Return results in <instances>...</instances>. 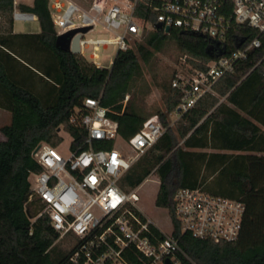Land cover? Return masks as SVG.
<instances>
[{
	"label": "trees",
	"instance_id": "trees-1",
	"mask_svg": "<svg viewBox=\"0 0 264 264\" xmlns=\"http://www.w3.org/2000/svg\"><path fill=\"white\" fill-rule=\"evenodd\" d=\"M14 7L35 14L38 32H13ZM136 14L150 22L142 42L116 51L109 67H97L79 53L55 45V29L48 0L31 4L0 0V109L11 114L0 127V264H77L69 249L56 246L59 233L46 214L35 217V201H28L30 171L40 169L31 152L41 141L56 145L57 129L77 134L69 122L74 107L85 97L98 99L129 136L150 116L157 115L163 133L126 171L121 187L128 191L151 173L159 179L154 203L174 222L173 234L181 264H264V69H251L256 57L236 63L185 111H178L181 92L170 79L158 87L164 109L147 111L134 96L123 99L147 64L170 40L193 68H204L211 57L236 46L235 36L257 34L245 24L232 23V32L220 46L199 33L171 27L156 29L146 0H138ZM234 32V33H233ZM257 56L264 53V32ZM210 48V53L206 52ZM176 113L174 126L169 114ZM77 136V135H76ZM181 140V143H180ZM226 150L237 152H226ZM200 187L210 193L241 200L245 205L236 239L213 241L181 232L175 222L173 194L177 187ZM35 217V218H34ZM64 236V237H66ZM128 264H148L131 247ZM34 263V264H35Z\"/></svg>",
	"mask_w": 264,
	"mask_h": 264
},
{
	"label": "built area",
	"instance_id": "built-area-1",
	"mask_svg": "<svg viewBox=\"0 0 264 264\" xmlns=\"http://www.w3.org/2000/svg\"><path fill=\"white\" fill-rule=\"evenodd\" d=\"M138 0H90L82 5L75 0H48L55 34L90 27L79 34V54L103 67L97 51L114 45L116 51L131 47L134 37L141 36L150 22L136 14ZM14 5L17 1L13 0ZM154 13L155 23L195 32L222 45L232 32V23L245 24L257 34L245 39L235 36L236 46L228 52L211 56L204 68L190 67L178 71L171 80L181 92L178 111L192 107L205 93L213 92L214 83L240 61L256 57L251 67L264 69V53L259 36L264 32V0H146ZM13 20H33L35 14L16 7ZM96 25L106 36L87 38ZM154 26V25H153ZM234 33V32H233ZM115 55V54H114ZM113 57L109 58L111 65ZM109 65V66H110ZM128 95H125L123 103ZM98 99L85 97L74 107L69 122L77 134L57 129L56 145L45 141L33 148L31 155L38 171H30L28 201H35V217L46 214L59 237L77 238L69 259L77 264H128L124 258L131 247L148 264H181L176 257L181 248L173 234L174 222L165 231L140 209L136 187L128 191L121 181L131 165L163 133L157 115L145 119L129 136L122 135L118 120ZM77 135V136H76ZM174 217L181 232L213 241L237 238L245 210L235 198L210 193L200 187L179 186L173 194ZM34 217V218H35Z\"/></svg>",
	"mask_w": 264,
	"mask_h": 264
},
{
	"label": "rangeland",
	"instance_id": "rangeland-1",
	"mask_svg": "<svg viewBox=\"0 0 264 264\" xmlns=\"http://www.w3.org/2000/svg\"><path fill=\"white\" fill-rule=\"evenodd\" d=\"M17 3L25 2L30 3L31 0H16ZM82 5H86L90 0H75ZM14 29L17 31H32L38 32L40 30L38 21L36 20H21L14 19ZM147 26L142 35L134 37L130 41L131 46H134L137 42H142L145 34L150 29ZM102 31L101 25H96L91 31L86 33L87 38H94L97 36H106L105 33H98ZM89 49L85 52V57L88 58ZM97 60L101 62L103 67H109V58L113 57L116 53V47L114 45H108L104 49L97 51ZM143 68L142 76L137 79L131 86L129 96H134L136 102L140 104L147 111H155L156 109H164L162 101V93L158 87V83L162 80L170 79V77L178 72L189 69L191 64L185 60V57L179 56L178 48L174 42L168 40L163 49L157 52L149 63L144 64L141 62ZM178 118V115L174 112L169 114V125L174 126V121ZM6 120V121H5ZM0 122H9L8 114L3 116L0 114ZM165 129V127L163 126ZM181 143V140H180ZM159 179L155 173H151L140 185L136 187L139 195V201L137 202L140 209L144 214L151 218L159 227L165 231L170 230L169 214L167 211L159 206H156L154 199L158 188ZM74 238V236H72ZM73 239L70 236L60 237L56 241V246L62 249H69L71 247ZM34 264L35 260H31ZM36 264V263H35Z\"/></svg>",
	"mask_w": 264,
	"mask_h": 264
},
{
	"label": "water",
	"instance_id": "water-1",
	"mask_svg": "<svg viewBox=\"0 0 264 264\" xmlns=\"http://www.w3.org/2000/svg\"><path fill=\"white\" fill-rule=\"evenodd\" d=\"M154 27L156 29H161V23L157 22L154 24ZM90 27H81V28H76V29H71L67 32L61 33L56 35L55 37V45L64 51H70L72 53H79V44H78V37L79 34H76V32H86ZM165 32L169 31V27L165 26L163 28ZM206 52L210 53V48L206 47ZM166 264H171L168 259L165 260Z\"/></svg>",
	"mask_w": 264,
	"mask_h": 264
},
{
	"label": "crops",
	"instance_id": "crops-1",
	"mask_svg": "<svg viewBox=\"0 0 264 264\" xmlns=\"http://www.w3.org/2000/svg\"><path fill=\"white\" fill-rule=\"evenodd\" d=\"M20 2H21V1H20ZM31 2H32V0H31ZM31 2H30V3H27V4H31ZM22 3H25V2H22ZM33 20H36V21H37V18H35V19H33ZM38 24H39V23H38ZM39 28H40V27H39ZM13 32H29V33H32V31H17V30H15V29H14V24H13ZM0 114L2 115V117L8 114V116H9V122H10L11 114H10L9 111L0 109ZM5 121H6V120H5ZM9 122H8V123H9ZM4 124H7V123H5V122H0V127H1L2 125H4ZM4 139H5V136H4V135L1 133V131H0V141H2V140H4ZM226 152H237V151L226 150Z\"/></svg>",
	"mask_w": 264,
	"mask_h": 264
}]
</instances>
